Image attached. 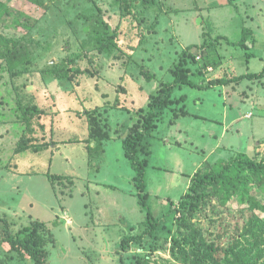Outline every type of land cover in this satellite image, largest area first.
I'll use <instances>...</instances> for the list:
<instances>
[{
  "label": "rangeland",
  "instance_id": "rangeland-1",
  "mask_svg": "<svg viewBox=\"0 0 264 264\" xmlns=\"http://www.w3.org/2000/svg\"><path fill=\"white\" fill-rule=\"evenodd\" d=\"M3 1L9 13L0 19V36L8 41L0 44L6 55L0 58V264H33L11 249L8 237L23 238L36 221L57 241L45 247L48 264L134 263L145 252L134 244L124 251L121 242L145 231L146 211L122 141L138 122L136 112L173 81L174 66L192 45L207 42L220 62L193 77L200 85L262 72L264 0ZM244 29L253 32L247 48L237 44ZM110 36L116 44H108ZM75 60L71 67L78 70L69 77L50 76L51 67L63 70ZM15 62L23 63L14 73ZM181 96L187 115L171 124L167 112L150 140L145 194L154 218L176 212L167 226L186 237L191 231L179 227L176 209L195 174L238 155L264 156V79L183 86L174 93ZM25 110L34 115L30 128ZM99 126L109 140L93 138ZM23 137L33 141L18 152ZM261 191L252 195L264 201ZM246 208L235 197L227 212L208 209L192 225L228 231V245ZM171 249L168 240L150 264H183Z\"/></svg>",
  "mask_w": 264,
  "mask_h": 264
},
{
  "label": "trees",
  "instance_id": "trees-1",
  "mask_svg": "<svg viewBox=\"0 0 264 264\" xmlns=\"http://www.w3.org/2000/svg\"><path fill=\"white\" fill-rule=\"evenodd\" d=\"M9 13L7 3L0 0V19ZM110 36L109 42L116 44ZM253 37L250 29H244L242 39L237 43L242 48H247V43ZM105 38L99 40L103 45ZM207 42L202 46L192 45L182 54V57L173 69V81L160 86L157 93L150 97L147 109H140L138 122L132 125L128 137L122 141L125 157L132 164L136 171L133 180L136 184L137 196L140 205L146 211L145 231L139 235H131L122 239L121 248L128 251L130 245H137L145 255L138 253L134 256L135 262L130 264H150L154 259L153 253L163 244L171 240L172 255L176 259L180 258L183 264H264V201L252 195L255 189L262 190L264 193V156L260 159H253L249 156L238 155L229 161H220L218 167H214L209 173L198 172L192 178L187 193L183 196L176 211L181 212V219H177V224L185 226L191 234L186 237L172 235L173 231L167 226L168 217L176 212L167 213L162 218H154L153 212L148 205V195L145 194V174L148 166V158L151 155L150 140L154 138L159 124L164 120L167 112L171 113V124H174L181 116L187 115L186 96L174 97L176 90L183 86L193 88H212L215 86H228L231 84H241L244 80L259 81L264 79V69L260 73H249L231 78L224 77L203 82L202 85L193 80V77H204L209 68H219V60L210 53ZM0 44L7 46L8 41L0 36ZM6 55L0 54V58ZM199 58V59H198ZM23 63V62H22ZM22 63L15 62L11 65V71L15 73L16 68ZM65 64L63 70H58L57 66L51 67L48 72L50 76L59 80L67 78L69 73L76 72L78 69L71 67L75 64ZM66 70V71H64ZM69 77V76H68ZM72 78V77H70ZM204 80V79H203ZM176 106L177 109H173ZM36 112L33 108L32 111ZM24 122L32 126L33 114L31 116L24 111ZM94 126V123H93ZM93 138L101 143L109 140L110 135L99 126L92 132ZM33 140L23 137L18 144V152H23L30 148ZM145 154L142 159L141 154ZM235 197L239 202L247 206L239 215L243 218L235 223V235L230 238V244L226 245L223 241L228 231L216 234L210 230H204L200 226L192 225V220L198 216H206L209 209L211 214L218 215L222 211H228V205ZM167 217V218H166ZM243 222L240 227L239 223ZM25 236L15 238L9 235L8 240L11 249L25 254L32 259L33 264H48L47 243H57L53 233L44 222H33L32 226L23 229ZM23 232V233H24ZM21 234V233H19ZM172 236V237H170ZM147 238V239H146ZM149 250L151 253H146ZM121 264H124L122 260Z\"/></svg>",
  "mask_w": 264,
  "mask_h": 264
}]
</instances>
